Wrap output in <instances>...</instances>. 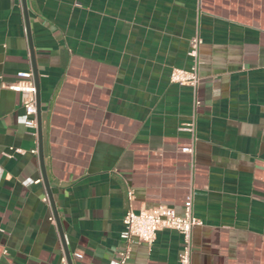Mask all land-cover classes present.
<instances>
[{"label": "crops", "instance_id": "1", "mask_svg": "<svg viewBox=\"0 0 264 264\" xmlns=\"http://www.w3.org/2000/svg\"><path fill=\"white\" fill-rule=\"evenodd\" d=\"M26 6L45 168L73 264H116L129 208L183 215L191 192L203 221L192 264H264V0ZM195 36L196 89L170 79L195 64ZM30 69L23 1L0 0V264H62L38 116L27 127L23 94L9 87ZM182 244L160 229L126 264H180Z\"/></svg>", "mask_w": 264, "mask_h": 264}, {"label": "built area", "instance_id": "2", "mask_svg": "<svg viewBox=\"0 0 264 264\" xmlns=\"http://www.w3.org/2000/svg\"><path fill=\"white\" fill-rule=\"evenodd\" d=\"M202 40L195 36L190 42L189 54L194 58L195 64L191 69L173 68L170 73L172 82L180 85H189L197 88L199 84L198 57ZM18 80L10 84V88L23 94L25 107V125L30 128H37V86L33 70H25L17 73ZM198 101H196V104ZM194 125L188 129L193 130ZM184 152L194 154V145H187L182 148ZM21 151V150H18ZM37 150H34L36 152ZM129 198H133V191H129ZM46 202H50L48 193L44 196ZM50 219L56 222L54 212ZM124 229L121 233L123 247L119 251L116 264H126L132 251L133 243H146L152 245L160 229L171 228L178 230L183 236L182 250L179 254L180 264H192V231L195 226L203 225V221L194 213V197L191 192L184 204V214L177 215L175 209L167 205H159L153 208H141L135 211L129 208L123 218ZM62 264H69L66 253L63 254Z\"/></svg>", "mask_w": 264, "mask_h": 264}, {"label": "water", "instance_id": "3", "mask_svg": "<svg viewBox=\"0 0 264 264\" xmlns=\"http://www.w3.org/2000/svg\"><path fill=\"white\" fill-rule=\"evenodd\" d=\"M22 1H23L26 23H27V32H28V39H29V45H30V52H31L32 62H33V71H34V76H35V81H36V86H37V110H38L37 116H38V132H39V141H40L39 156H40V163H41V168H42V176H43V181H44L45 187L47 189L50 204H51L53 211H54V214H55L56 223H57V226L59 228V232L61 235V239L63 242V246L65 249L66 256L68 258L69 264H73L72 257H71V254L69 252L68 246L65 243L61 221H60L57 209H56V204H55V201H54V198L52 195L50 183H49L47 173H46V168H45L43 142H42V117H41V99H40V92H39V74H38V68H37L36 61H35V54H34L32 36H31V32H30L29 17H28V11H27V6H26V0H22Z\"/></svg>", "mask_w": 264, "mask_h": 264}]
</instances>
